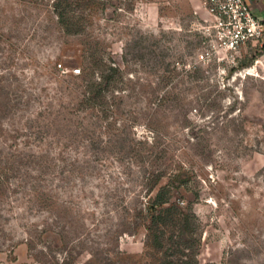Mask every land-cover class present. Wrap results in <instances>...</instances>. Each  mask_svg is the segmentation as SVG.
<instances>
[{"label":"rangeland","instance_id":"obj_1","mask_svg":"<svg viewBox=\"0 0 264 264\" xmlns=\"http://www.w3.org/2000/svg\"><path fill=\"white\" fill-rule=\"evenodd\" d=\"M53 2L0 0V264H158L165 185L198 264H264L263 50L201 61L205 0Z\"/></svg>","mask_w":264,"mask_h":264},{"label":"trees","instance_id":"obj_2","mask_svg":"<svg viewBox=\"0 0 264 264\" xmlns=\"http://www.w3.org/2000/svg\"><path fill=\"white\" fill-rule=\"evenodd\" d=\"M95 5H100L99 0H54L53 9L64 31L78 34ZM148 215L147 247L160 256L158 264H198L201 220L193 208L172 201L170 185L161 187L151 199Z\"/></svg>","mask_w":264,"mask_h":264},{"label":"built area","instance_id":"obj_3","mask_svg":"<svg viewBox=\"0 0 264 264\" xmlns=\"http://www.w3.org/2000/svg\"><path fill=\"white\" fill-rule=\"evenodd\" d=\"M205 6L208 19L203 36L205 49L199 53L201 61L218 55L234 61L249 44L264 52V19L255 15L247 0H205ZM80 72L73 70L74 74Z\"/></svg>","mask_w":264,"mask_h":264},{"label":"crops","instance_id":"obj_4","mask_svg":"<svg viewBox=\"0 0 264 264\" xmlns=\"http://www.w3.org/2000/svg\"><path fill=\"white\" fill-rule=\"evenodd\" d=\"M256 16L264 19V0H247Z\"/></svg>","mask_w":264,"mask_h":264}]
</instances>
